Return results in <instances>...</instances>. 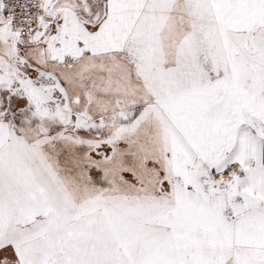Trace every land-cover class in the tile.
<instances>
[{
    "label": "snow or ice",
    "instance_id": "6c2138e0",
    "mask_svg": "<svg viewBox=\"0 0 264 264\" xmlns=\"http://www.w3.org/2000/svg\"><path fill=\"white\" fill-rule=\"evenodd\" d=\"M0 264H264V0H0Z\"/></svg>",
    "mask_w": 264,
    "mask_h": 264
}]
</instances>
